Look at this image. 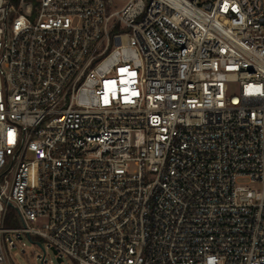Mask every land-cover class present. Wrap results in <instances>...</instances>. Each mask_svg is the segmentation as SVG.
<instances>
[{
    "label": "built area",
    "instance_id": "built-area-1",
    "mask_svg": "<svg viewBox=\"0 0 264 264\" xmlns=\"http://www.w3.org/2000/svg\"><path fill=\"white\" fill-rule=\"evenodd\" d=\"M14 232L264 264V0H0V264Z\"/></svg>",
    "mask_w": 264,
    "mask_h": 264
},
{
    "label": "rangeland",
    "instance_id": "rangeland-1",
    "mask_svg": "<svg viewBox=\"0 0 264 264\" xmlns=\"http://www.w3.org/2000/svg\"><path fill=\"white\" fill-rule=\"evenodd\" d=\"M116 8H121L127 0H114ZM115 46V45H114ZM240 86L237 81L228 83V94H239ZM13 211V219L10 221L9 228H21L23 223L15 208ZM7 247L13 264H78V262L67 256L64 252L56 254L52 248V244L37 236H31L22 232H14L7 234ZM10 242L16 244L15 247H10ZM41 243V245L39 244ZM57 257L63 259L58 262ZM43 259V263H42Z\"/></svg>",
    "mask_w": 264,
    "mask_h": 264
},
{
    "label": "trees",
    "instance_id": "trees-1",
    "mask_svg": "<svg viewBox=\"0 0 264 264\" xmlns=\"http://www.w3.org/2000/svg\"><path fill=\"white\" fill-rule=\"evenodd\" d=\"M14 215H13V211L9 209V214H8V217H7V220H6V226L9 227V224H10V221L13 219ZM33 238V237H31Z\"/></svg>",
    "mask_w": 264,
    "mask_h": 264
},
{
    "label": "water",
    "instance_id": "water-1",
    "mask_svg": "<svg viewBox=\"0 0 264 264\" xmlns=\"http://www.w3.org/2000/svg\"><path fill=\"white\" fill-rule=\"evenodd\" d=\"M41 245V243H39ZM54 252L57 254V251L53 248ZM58 262H62L63 259L61 257H57ZM42 263H43V259H42Z\"/></svg>",
    "mask_w": 264,
    "mask_h": 264
}]
</instances>
